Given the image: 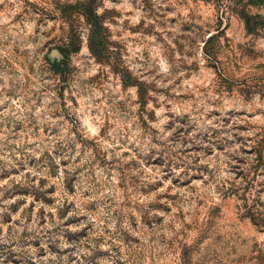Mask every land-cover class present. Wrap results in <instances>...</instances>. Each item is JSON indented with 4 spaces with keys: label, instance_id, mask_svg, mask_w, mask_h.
I'll use <instances>...</instances> for the list:
<instances>
[{
    "label": "rangeland",
    "instance_id": "374dc122",
    "mask_svg": "<svg viewBox=\"0 0 264 264\" xmlns=\"http://www.w3.org/2000/svg\"><path fill=\"white\" fill-rule=\"evenodd\" d=\"M0 264H264V0H0Z\"/></svg>",
    "mask_w": 264,
    "mask_h": 264
},
{
    "label": "trees",
    "instance_id": "16d2710c",
    "mask_svg": "<svg viewBox=\"0 0 264 264\" xmlns=\"http://www.w3.org/2000/svg\"><path fill=\"white\" fill-rule=\"evenodd\" d=\"M59 50H60V52H61V54H62L63 56H66L67 53H68V49H67V48H59ZM61 63H62V62H60V61L54 60V61L52 62V68H53L56 72H59V71L61 70V67H60Z\"/></svg>",
    "mask_w": 264,
    "mask_h": 264
}]
</instances>
